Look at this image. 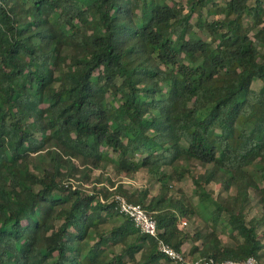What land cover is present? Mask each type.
I'll return each mask as SVG.
<instances>
[{"label": "trees", "instance_id": "1", "mask_svg": "<svg viewBox=\"0 0 264 264\" xmlns=\"http://www.w3.org/2000/svg\"><path fill=\"white\" fill-rule=\"evenodd\" d=\"M254 31L264 33V0H1L0 264H186L119 211L117 192L152 212L176 249L190 241L191 258L261 262L264 48ZM106 162L117 175L146 168L158 193L112 175L98 187L103 171L92 189L74 183ZM194 163L202 201L211 181L227 195L187 231L199 210L171 191ZM251 188L262 211L249 216Z\"/></svg>", "mask_w": 264, "mask_h": 264}, {"label": "rangeland", "instance_id": "2", "mask_svg": "<svg viewBox=\"0 0 264 264\" xmlns=\"http://www.w3.org/2000/svg\"><path fill=\"white\" fill-rule=\"evenodd\" d=\"M203 12L205 15L209 16L210 18L213 16L207 11V7L203 9ZM253 36L259 39V44L261 48H264V43L262 41L264 37L263 32H253ZM163 83H165V87H167L168 83L166 79H163ZM260 85V81L257 80L255 81L254 86L258 87ZM39 158V155H37ZM79 162V160H76ZM192 173L189 175L185 176L182 180L176 181L175 183L172 184L173 191L171 193L173 195H181L182 193L186 195L191 203L199 210L197 211L193 216L192 219L188 221V224H186L185 229L187 231H193L194 224L198 221H207V215L209 214L208 210L203 208L204 205H209V207H215L217 204V199L219 195H227L226 191H222V186L220 183L216 181H211L209 184H207L206 189L210 192V198L206 199V201H202L199 197V194L196 192L195 185L193 182V174L198 173L203 170V167L198 164L194 163L191 166ZM99 171H103V180L102 182L98 183L97 186H103V185H109V182L106 180L107 175H112L116 181H121L126 186L130 187H144V186H149L151 189L152 194H156L159 191L160 183L158 181H155L154 179L150 178L149 173L147 172L146 168L140 169L138 172H136L133 176H127V175H117L115 172V164L112 162H106L105 167L100 170H95V174L92 176L91 180L83 182L79 180H74V183L76 185L82 184L86 189H92L94 184L96 183L95 177L97 176V173ZM112 188V187H111ZM251 193V202L250 206L251 208L248 209V215L251 216L255 213L261 212L262 211V205L259 202V198L261 195V192L251 188L250 189ZM112 225V221L107 223V226L110 227ZM182 225H184L182 223ZM264 228V226H262ZM229 231L230 229L224 228V230L221 232V237L223 238L224 241H229L230 236H229ZM264 239V236H263ZM192 243L190 241H187L184 246V250L186 252V257L188 259H196V258H191L192 255L190 254V247ZM117 250L120 249V246L116 247ZM260 264H264V257H262Z\"/></svg>", "mask_w": 264, "mask_h": 264}, {"label": "built area", "instance_id": "3", "mask_svg": "<svg viewBox=\"0 0 264 264\" xmlns=\"http://www.w3.org/2000/svg\"><path fill=\"white\" fill-rule=\"evenodd\" d=\"M1 1V0H0ZM102 201H105L103 196L100 197ZM113 200L117 204L119 211L125 215H128L133 219L136 226L143 233L150 234L151 236L158 238V249L162 253L173 258L175 261L186 264H260L257 258L250 255L244 259L226 258L220 262H216L212 257H198L196 259H188L186 252L183 249H176L170 243L158 236V227L156 217L152 212L147 210L141 203L131 201L126 195L122 193H115ZM186 221L183 220V224Z\"/></svg>", "mask_w": 264, "mask_h": 264}, {"label": "crops", "instance_id": "4", "mask_svg": "<svg viewBox=\"0 0 264 264\" xmlns=\"http://www.w3.org/2000/svg\"><path fill=\"white\" fill-rule=\"evenodd\" d=\"M128 187V186H127ZM151 195H154V194H152V192L150 193ZM184 246H185V243H184V245L182 246V249L184 250ZM185 251V250H184Z\"/></svg>", "mask_w": 264, "mask_h": 264}]
</instances>
